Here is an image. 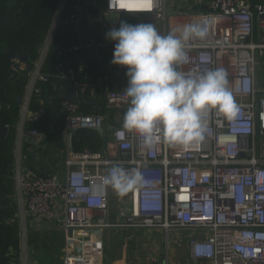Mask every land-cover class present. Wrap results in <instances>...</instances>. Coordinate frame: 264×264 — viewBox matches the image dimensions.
<instances>
[{
    "label": "built area",
    "instance_id": "obj_1",
    "mask_svg": "<svg viewBox=\"0 0 264 264\" xmlns=\"http://www.w3.org/2000/svg\"><path fill=\"white\" fill-rule=\"evenodd\" d=\"M65 1L59 0L53 24L29 72L21 97L17 151L23 136L34 142L41 137L35 128L24 129L27 122H37L44 112L43 108L30 110L29 104L33 95H40L37 83L49 81L41 67L58 25L99 22L109 30L117 27L122 15H131L145 16L148 23L157 25L161 35L178 28L171 19L180 14L169 11L167 0H157L152 10H140L145 0H77V7L63 15ZM86 1L98 12H88ZM205 8L201 13H187L185 25L203 23L207 35L190 42L188 59L176 65V70L188 75L223 68L240 108L238 117L227 121L212 113L206 118L208 130L199 142L169 145L161 140L150 150L123 124L115 126L110 131L115 156L108 154L107 144L101 151L67 150L61 177L23 173L18 159L13 196L20 223L22 264H32L27 254L26 213L45 226L55 225L63 233L59 264H102V233L110 228L161 229L166 234L171 228L181 229L195 233L188 239L195 260L264 264V38L259 42L249 40L255 25L264 30V4L209 0ZM107 14L116 16L114 24L109 23ZM102 45L90 37L79 39L67 51H96ZM55 68L60 79L71 78L79 93L74 100L64 99L61 103L65 133L70 128L102 129L101 114L79 112L81 97L93 96L98 88H104L106 108L126 111L129 107L127 78L120 88H105L101 80L89 85L78 79L64 59ZM115 165L139 170L143 181L124 194L127 202L123 203V195H119L116 210H112L113 188L98 185Z\"/></svg>",
    "mask_w": 264,
    "mask_h": 264
},
{
    "label": "trees",
    "instance_id": "obj_2",
    "mask_svg": "<svg viewBox=\"0 0 264 264\" xmlns=\"http://www.w3.org/2000/svg\"><path fill=\"white\" fill-rule=\"evenodd\" d=\"M254 5L264 4V0H249ZM59 0H0V127L6 126L7 131L3 140L0 139V200L9 197V202L5 206L0 205V264H22L21 261V235L18 209L14 194L15 188V146L17 139V124L20 117V99L27 85L29 72L37 60L40 49L43 46L49 30L53 24ZM77 7V0H66L63 14L74 10ZM89 11H95L97 7H86ZM121 21L129 24H137L136 17L127 15ZM83 38L93 37L103 41L98 51V62L102 66L103 72L116 75L125 74L126 68L115 66L110 63L113 58V41L105 39L104 29L99 22H82ZM80 29V30H81ZM79 40L77 29L74 26L58 25L52 43L49 46L41 67V72L49 76V81L38 82L40 95H33L29 104V109L34 111L43 108L44 112L40 115L37 122H27L25 131L32 128L37 129L46 137L62 133L65 128V115L60 112V106L64 100L60 91L71 86L70 77L60 79L59 70L55 64L64 59L68 67H74L71 62L73 56L67 51L68 46L77 43ZM11 48L16 57L26 54L27 60L21 67L19 64L14 67L13 61L9 59L5 50ZM58 51L62 55H58ZM81 55L78 53H73ZM92 55V54H91ZM93 57V56H92ZM97 60V58L95 59ZM92 62V61H91ZM79 79V78H78ZM71 80V81H70ZM79 112L83 114H106L107 109L104 98L94 105H89L86 96L81 97ZM117 126V125H116ZM119 126V125H118ZM56 138V141H59ZM105 136L94 129H78L72 138L73 151H101ZM29 146L28 143L24 144ZM46 231L45 229H33L27 232V247L35 253L41 250H51V246L56 247V240L41 237V233H59ZM61 232V231H60ZM29 233V234H28ZM61 248L58 256L60 261ZM34 260V258H32ZM57 263V264H58Z\"/></svg>",
    "mask_w": 264,
    "mask_h": 264
},
{
    "label": "clouds",
    "instance_id": "obj_3",
    "mask_svg": "<svg viewBox=\"0 0 264 264\" xmlns=\"http://www.w3.org/2000/svg\"><path fill=\"white\" fill-rule=\"evenodd\" d=\"M156 4L157 0H145L139 7L152 10ZM206 35L203 23L182 25L161 35L151 23L124 21L105 33L106 40L115 42L110 63L126 68L129 107L123 127L142 138L144 148L150 150L161 140L169 145L199 142L208 130L206 118L212 113L227 121L238 117L240 108L223 68L188 75L176 70V65L187 61L190 42ZM142 181L139 170L115 165L98 187L111 186L124 195Z\"/></svg>",
    "mask_w": 264,
    "mask_h": 264
},
{
    "label": "crops",
    "instance_id": "obj_4",
    "mask_svg": "<svg viewBox=\"0 0 264 264\" xmlns=\"http://www.w3.org/2000/svg\"><path fill=\"white\" fill-rule=\"evenodd\" d=\"M208 1L209 0H202L200 3L199 0H170L168 4L169 11L171 13H174L176 11L177 14H180V15H176L172 17L171 19L172 24L177 27L185 25L186 20H187L186 19L187 13H190V12L201 13L205 11L206 9L205 5L206 3H208ZM86 7H92L90 3L88 4V1L84 3V8L88 12L94 13L96 11L98 12L99 10V9H96L95 11H89ZM123 16H127V15H122L120 17V19L117 22V27H119V23L121 22V18ZM84 22L89 23L87 21H84ZM136 22L137 24L148 23L147 18L145 16L136 17ZM82 24L83 23L79 24L78 26H75L73 24H68L64 26L73 25L74 29H77L78 38L82 39L83 33H84L81 29ZM153 25L155 26L157 30L159 29L155 23ZM262 38H264V30H258L257 25H255L253 34L250 36L249 40H252L253 42H259ZM101 42L103 43V41ZM70 54L73 56V58L71 59V62L75 65L74 67H72L74 69L75 76H77V78H79L80 80L88 82L89 85L94 84L97 81L101 80L103 81V86L105 88L122 87L124 80L126 79L125 74L122 75V74H119L118 72L114 76L112 74L106 75L102 70V66H100V63L98 62V59L100 58V56H98L97 50L96 51H84L80 53L81 55H76L73 53H70ZM96 58L97 60H95ZM18 64L21 67L24 66L23 63H18ZM72 85L73 84L71 83V86ZM62 91H60V95ZM77 92L78 91H76V93ZM86 97L88 98L87 100L89 101L88 102L89 105H94V103L104 98V88H98L94 91L93 96H86ZM106 109H107L106 114L102 115L104 117L103 127L102 129L98 131L101 132L106 138V141L103 143L102 150L105 149V145L107 144L108 154L110 156H115L116 151L111 142L110 131L116 125L120 126L123 124V117H124L125 111H114L108 108ZM55 137H57L59 141H56ZM18 139H19V134L17 131L16 140ZM31 141L33 140L27 138L26 136H23L20 141V149L17 151V148L15 147V163L19 159L18 161H19L21 168H23V173H29V174L37 175V176L57 174L61 177L63 175L64 160L67 155V150H70L69 132L65 133L63 131L62 133H56V135L49 136V137H46L45 135L43 139H41L40 137L38 142L36 141L31 142ZM26 143H28L29 146L27 145L25 146L24 144ZM25 224H26V240H27L28 230L29 232L33 229H45L46 231L53 230L52 228L49 227V225L45 226L42 222L34 220L31 217V215H29L28 213L25 214ZM47 229H50V230H47ZM152 230L153 229L148 230L149 233H145L141 236L137 234V237L143 238L145 243L154 242L153 245L159 244L156 240L150 239L152 234H157V233H151ZM58 232L59 233H41V237L46 236L48 237V239L51 238V240L54 239L57 241L55 243L56 247L51 246V250H48V248L44 249L45 253L43 252L44 254H41L43 255L42 262L37 261L33 255L34 250L32 252V250L29 249V247H27V254H28V259H29L28 261H30V263L32 264H57L58 263V256L56 253L57 252L59 253L60 247H62L64 243L63 233L60 231ZM193 234L195 233H185L184 235H186V238L184 240V243L178 242L176 243V246L172 244L173 247H171V249L169 248V251L166 249L165 252H161V250H159V252L153 253L148 248L144 247L145 243H142L143 244L142 247L145 248L144 251L141 252L139 251V249L137 250L133 249L134 251L133 250L130 251L131 249L124 250L121 252L120 256L118 258H115L114 260L109 258L103 261L102 259L103 261L102 264H212L208 260H195L191 257L189 246H188V239H189V236ZM172 235H174L176 239L178 238L177 233H173ZM103 255H104V249H103ZM32 258H34V260Z\"/></svg>",
    "mask_w": 264,
    "mask_h": 264
},
{
    "label": "rangeland",
    "instance_id": "obj_5",
    "mask_svg": "<svg viewBox=\"0 0 264 264\" xmlns=\"http://www.w3.org/2000/svg\"><path fill=\"white\" fill-rule=\"evenodd\" d=\"M169 2L170 0H167V4H169ZM109 88H114V87H109ZM119 195L120 194H118L114 189L111 190L110 206L112 210H116V207L118 205ZM122 199H123V203L128 201V197L126 195H123ZM49 227L52 229L54 228L57 229L55 225L49 224ZM148 230L151 229H145V228L105 229L102 233V242L104 249L103 261L109 258L114 260L115 258H118L120 256L122 251L128 249H131L130 251H132L133 249L134 250L139 249V251L141 252L144 251L145 248L142 247L143 246L142 243H145V241L143 238L137 237V234L141 236L145 233H149ZM151 233H157V234H152L150 239L156 240L159 244L153 245L154 242H146L144 247L148 248L151 252L155 253V252H159V250H161V252H165L166 249L169 251V248L171 249L173 245L176 246V243L178 242L184 243V240L186 238V235L184 234L188 232L181 229L171 228L168 230L167 234L165 231H162L161 229H153ZM173 233H177L178 235L177 239L174 237V235H172ZM43 252L45 253V250L44 251L41 250L40 252L35 253L36 256L34 255V258L37 261L42 262L43 255L41 254H44Z\"/></svg>",
    "mask_w": 264,
    "mask_h": 264
},
{
    "label": "water",
    "instance_id": "obj_6",
    "mask_svg": "<svg viewBox=\"0 0 264 264\" xmlns=\"http://www.w3.org/2000/svg\"><path fill=\"white\" fill-rule=\"evenodd\" d=\"M106 18L109 21V23H111V24L115 23L116 16L114 14H107ZM38 48L41 49V46H39ZM5 53H6L7 57L13 61L14 67L18 66V63L15 61V59H18V61H22V62H25L27 60L26 54H22V55H19L18 57H16L15 52L11 48L6 49ZM61 97L63 99H67V100H74L76 97V86L72 85L68 88H65L61 93ZM18 103L21 104V98L18 99ZM6 131H7L6 126L0 127V139L1 140L4 139ZM76 131H77V129H75V128L69 129V148H70V151L73 150L72 137ZM44 136H45L44 134H41V139H43ZM31 142H33V141H31ZM8 202H9V197H5V198L0 200V205L5 206Z\"/></svg>",
    "mask_w": 264,
    "mask_h": 264
},
{
    "label": "snow or ice",
    "instance_id": "obj_7",
    "mask_svg": "<svg viewBox=\"0 0 264 264\" xmlns=\"http://www.w3.org/2000/svg\"><path fill=\"white\" fill-rule=\"evenodd\" d=\"M181 199H185V197H181Z\"/></svg>",
    "mask_w": 264,
    "mask_h": 264
}]
</instances>
